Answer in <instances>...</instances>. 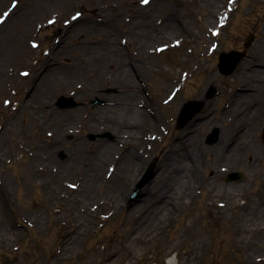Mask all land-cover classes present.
I'll return each instance as SVG.
<instances>
[{"label":"rangeland","instance_id":"1","mask_svg":"<svg viewBox=\"0 0 264 264\" xmlns=\"http://www.w3.org/2000/svg\"><path fill=\"white\" fill-rule=\"evenodd\" d=\"M140 1L0 0V264H105L111 253L114 264H167L172 259L175 264H264L256 261L264 256V152L253 144L255 127L258 131L264 125V106L249 113L248 135L243 138L240 131L246 122L241 116L242 102H249L251 107L255 99L238 93L247 89L241 82L247 81V71L264 66V0H229L228 24L221 27L225 22L219 21L216 28L205 23L208 13L202 0H155L148 7ZM225 3L220 5L222 9L227 7ZM14 4L15 11L4 21L1 14ZM94 10L99 15L95 16ZM50 12L65 15L68 22L63 32L59 31L62 22L56 25L47 21ZM27 14L32 19L28 27L20 20ZM179 24L190 31L183 34V42L174 28ZM146 27L158 36V44L172 38L178 46L159 48L148 56L147 69L138 73L140 80L131 75L140 95L133 106L147 109L146 113L150 111L156 119L150 120V139L135 145L141 156L140 166L119 176L124 189L117 200L119 206L104 207L77 195L63 182L73 181L76 173H69L67 167H74L75 155L86 156L82 166L88 163V167L87 158L93 161L104 142H114L112 132L101 123L99 110L108 106L105 99L121 93L124 87L73 72L66 60L98 66L103 42L110 40L130 57L127 65L135 59L139 62L141 53L150 46L139 40ZM218 31L221 33L217 36ZM29 35L34 38L33 47L23 53ZM250 35H254V42L247 59L234 75H221L219 55L243 51ZM259 70L264 73V69ZM78 85L100 92L80 95L76 92L82 90ZM172 87L174 91L168 96L166 88ZM212 89L217 95L209 99ZM61 96L72 98L77 106L59 109L56 103ZM189 100L203 101L205 108L181 129L177 118ZM115 101L125 103V97L121 95ZM111 105V115L123 116L139 128L138 134L141 132L144 125L137 124L134 114ZM69 112L77 114L71 124L65 116ZM60 117L66 121L63 127L56 125L55 119ZM215 126L221 130L222 141L229 136L238 141L239 162L217 161L216 154L226 151L219 144H206ZM41 127L52 132L53 138L39 135ZM188 134L190 137L184 140ZM91 135L97 139L92 140ZM232 143L227 141V147ZM174 145L180 146L179 153L171 154L168 151ZM119 152L118 143L111 156L117 157ZM30 153H37L36 157L32 159ZM155 158L162 170L165 165L176 168L175 174L171 170L174 175L167 187L160 186L162 194L176 198L181 180L191 173L192 196L176 198L177 211L173 214H134L135 206L145 197L142 191L134 198L136 186ZM49 167L56 171L53 180L49 174H41ZM238 171L246 178L225 181L229 173ZM160 182L157 175L148 186ZM103 193L99 190L98 197ZM219 196V201L212 198ZM74 197L78 203L72 206ZM94 204L91 216L81 211L82 205ZM81 217L94 218V222L87 231L80 226L85 233L78 237L75 249L65 258L57 257L60 244ZM140 227H147V231L140 233ZM245 230L248 232L243 233ZM245 240L249 246L243 243Z\"/></svg>","mask_w":264,"mask_h":264},{"label":"bare ground","instance_id":"2","mask_svg":"<svg viewBox=\"0 0 264 264\" xmlns=\"http://www.w3.org/2000/svg\"><path fill=\"white\" fill-rule=\"evenodd\" d=\"M61 1H64V0H57V2H61ZM154 1L155 0H151L145 6L148 7L152 5ZM202 2L204 3V6L207 9V13H208L205 16V23L210 24L211 28L218 27V22L221 19H224L225 21L228 20V15L231 10V8L229 7V3H230L229 0H226L225 5H227V7H224L223 9H222V6L225 0H202ZM142 3H143V0L140 1V5ZM221 4L222 6L220 7ZM159 5H160V2L157 4V6ZM116 9H118V7ZM14 11H15V7H10L6 11H3L1 15L3 16L4 21H7L11 17ZM5 13H7V15H5ZM93 14L95 16L99 15L97 14L96 10H94ZM49 15L50 16L47 21L50 24L59 25L61 22L63 23L64 26H60V29H59L60 32H63V28L66 27L65 25L68 22L65 19V15L60 14V13H51V12L49 13ZM23 17L24 18L22 19L21 17L20 20L25 22L26 26L28 27L32 19L30 18L29 14H27V16L24 15ZM68 26H70V23H68ZM174 28H176V30L178 29L177 31L180 32L177 38L178 39L180 38L181 41L183 42L184 40L182 38L183 34L185 33L188 34V32L190 31H188L187 28L184 27V25H180V24L178 26L174 25ZM145 30L146 31H144L143 33L141 32L140 34L141 36L139 37V40L140 42L146 41L147 45H150V46L148 47L149 49L146 53H141L142 58L141 60H139V62L135 59V63L130 62V65H127L126 63L130 59V57L128 58L127 56H124V51L117 44L113 43L110 40L109 42L107 41L106 43L103 42L104 44L103 53H101L98 57V60H99L98 66L97 64H94V66L80 64L78 59L66 60L67 61L66 64L70 66L73 72H80V74L90 75V77L93 80H97V79H99L100 81L111 80V82H113L114 85L122 84V86L124 87L121 89V93H118L115 96H111L105 99V101H107L108 103V106L104 108L102 111L99 110L100 119L103 120L101 123H104L105 126L112 132L114 136V142L113 143L104 142L102 149L95 156L93 161L87 158L86 162L90 163L88 167H87L88 163H85V166H82L83 162L85 161L86 156L84 155L80 156V154L75 155L73 158L74 167L72 168L70 165L69 167H67L68 169H70L68 171L69 173L71 174L76 173L75 176H73L72 178L73 181L63 182L64 186L75 191L77 195L82 194L87 199H91V200L94 199L97 201L96 204L103 205L104 207L108 206L111 208H117V204L119 206V203H117V200L121 199L123 195V190H124L121 184H119L120 182L119 180H121L119 176H121V174L124 173L125 171L130 170V168H135L137 166H140L139 164L141 163V156L138 155V150L135 145H138L140 143H145V141L147 142L150 139L151 134L149 135V133H150V127L152 126V124L150 123V120L152 119L153 121H155L156 119V116L152 114L150 111L146 113L147 109L141 111L137 109L136 106H133V102H135V100L140 95L138 96L139 89L136 87L135 83L132 81L133 76L131 75H133L132 73H134V75H136L138 79L140 80L138 73L147 69V66L145 64V59H147L148 56L153 54L154 51L156 52L159 48H162L163 50L177 48V44L174 43L176 39L168 38L167 42L158 44V41H157L158 36L152 32V29L146 27ZM33 41H34V38L31 35H29L27 44L23 47V50H22L23 53H29V51L32 50ZM154 47L155 49L152 50ZM90 67L91 69H89ZM129 67H131V70L129 69ZM49 71H51V69L47 70V72ZM247 72L249 74L247 81L242 80L241 82L246 84V86L250 84V87L252 85L254 87V82L256 78L262 72H260V70L257 67H253L252 69H249ZM28 75L29 74H27L26 76ZM48 77L50 79L51 76L48 75ZM213 79L214 77L208 80L207 84L210 85ZM131 83L133 85H131ZM77 87L79 89H82V90H76V92H79L80 95L93 94V93L97 94L100 92L99 89L87 90L88 87L85 86V88H83L82 85L81 86L78 85ZM173 91H174V87H172L170 90L169 88H166V92H168L167 93L168 96H170L173 93ZM121 95L125 97V103L122 101L121 104H116L115 98L120 97ZM111 103H114L115 105V107L113 106V108L121 106L122 108L125 109V111L126 110L129 111L128 113H130L131 115L134 114L135 118L137 119L136 120L137 124H139L138 122H141V124L144 125V127L141 130V132L144 130L142 132L144 134H142L141 132L138 134L137 131L139 128L133 127L134 125L126 121L123 118V116L117 117V115L116 116L111 115L110 114L111 112L110 108H112ZM44 104H45L44 105L45 107L50 109V105L48 103H44ZM248 105L249 104L246 101L243 104V106H248ZM141 108H145V107L141 106ZM75 115L77 116V114L73 112H69V114H65V116L68 117V118L66 117L68 119V122H67L68 124H71L75 121L76 119ZM152 115H153V118L150 117ZM238 117H239V113L237 114V119ZM64 119L65 118L63 117L55 119L57 123L56 125L58 127H63L66 124V121ZM94 119L95 121H97L98 117ZM200 122L202 123L203 120H201ZM239 123L240 122L235 124V127H238ZM129 124L131 126H129ZM123 129H126V130L123 131ZM243 129L244 127L242 126L241 134H242ZM45 134H47V137H51V138H53L54 136L52 132L46 131L44 127H41L39 135L44 136ZM188 137H190L189 134L188 136H185L184 140L187 139ZM227 141L233 142V143L231 145L229 144L227 147V144H226ZM118 143H119V146L122 152H119L118 156L117 157L114 156L113 158L111 156V152L113 149L118 148ZM218 144L221 145L222 151H226V152L223 154L221 153L219 154L216 152L217 161H226V162L236 163V162H239V160H241V158L238 157V153H239L238 141L232 139V137L229 136L225 142L222 141V138H220ZM179 149H180V146L174 145L172 146V149L169 150L168 152H170L171 154L179 153ZM36 154L37 153H30L29 155L32 159H34L36 157ZM4 158H7V156L4 155ZM160 167H161V164L159 166V169ZM172 169H173V173L175 174L176 168L172 167V165H169V166L165 165L163 168L164 171L160 169V172L158 174V178L161 179V182L159 184H155V185L153 184V186L151 185L143 189L142 193L143 195L145 194V197L141 199V203L135 206V210L132 211L134 214H138V213L142 214L144 213V211H146L145 213L147 214L150 213L151 215L152 214L155 215L158 213H160V215H164L165 213L173 214L174 212L177 211L176 200H175L176 198L177 200H182L184 197H187V195L188 197L192 196V194L190 193L192 190V184H193V182L191 181L192 180L191 173L189 174L190 175L189 177H186V178L184 177L185 179L181 180L182 182L180 181L181 186H180L179 193L175 195L176 198L165 196L164 193L162 194V188L160 186L163 185L164 187H167L168 182L173 179L174 174L171 175ZM188 170L191 172L192 167L190 168L189 166ZM42 173L49 174L51 176V180H53L56 171L54 169H51V167H49V169L47 168L42 169L41 174ZM57 184L59 185V183ZM101 189L104 190V193L102 195L100 194L101 196L98 197L99 196L98 191ZM172 190H174V188ZM212 198L215 201H219L218 199L220 198V196L212 197ZM161 201H163L162 204H160ZM77 203H78V200L76 199V197H74V200L73 201L71 200V205L75 206ZM96 204L91 205L90 207L87 205L86 207L82 205L83 207H81L82 208L81 211L88 214V216H91L92 214L90 213H92V207H94ZM221 207H224V206L221 205ZM75 217L80 218L79 216H75ZM91 221L94 222V218L84 219L81 217L80 220H77L73 224L74 230L70 231V235H68L66 239H64V241L60 244L59 250L56 255L57 257L65 258V256H67L69 252L71 253L75 249V244L79 242L78 237L85 233L83 229H86L87 231V229L90 227L89 225ZM80 226L81 227L83 226L82 227L83 229L80 230ZM138 230L140 231V233H143L147 231V227H140V229ZM247 232L248 230L243 231V233H247ZM243 243H245V245L247 246L250 245V243L247 242L246 240ZM243 243L241 244L243 245ZM112 256L113 254L111 253L108 257H106L105 264H108V262H110L109 264H114L111 261ZM263 257L264 256H261V257L258 256V258H256V261L259 263H263L264 262ZM167 264H175V260L174 259L169 260Z\"/></svg>","mask_w":264,"mask_h":264},{"label":"water","instance_id":"3","mask_svg":"<svg viewBox=\"0 0 264 264\" xmlns=\"http://www.w3.org/2000/svg\"><path fill=\"white\" fill-rule=\"evenodd\" d=\"M253 41V37H250L245 47L248 48ZM244 53L241 52H231L230 54L224 53L221 56V62H220V70L225 75H231L235 69L237 68L238 64L241 62V60L244 58ZM58 107L60 109H67V108H73L76 107V103L72 99H66L64 97H61L57 103ZM202 108V105L195 104V103H188L184 109V114L182 116V119L180 120V124L184 125L186 124L191 118H193L198 112H200ZM180 125V126H181ZM219 131L216 130L213 135L210 136V144L214 143L218 138ZM92 139H96L95 136L91 137ZM158 169L156 168V161L151 164L150 168L148 169L147 173L141 180V182L138 185L137 193L138 194L142 188H144L147 184H149L157 175Z\"/></svg>","mask_w":264,"mask_h":264},{"label":"flooded vegetation","instance_id":"4","mask_svg":"<svg viewBox=\"0 0 264 264\" xmlns=\"http://www.w3.org/2000/svg\"><path fill=\"white\" fill-rule=\"evenodd\" d=\"M263 68H264V66H263ZM263 78L262 77L257 78L254 82V87L252 85L248 89H240V92L242 94L249 95V96L251 95V97L255 99V101L251 107H250V103L247 101L246 102L249 104L248 106H243L245 101L242 104V111L243 110L244 111H243L241 116H244V121L246 122L245 124L243 123L244 129L242 131V134L240 133L241 137L243 135V138L248 135V131H247L248 129H247L246 125H247L248 121H251L249 118L250 117L249 113L252 114L256 110L257 107H258V109H260L261 106H264V80L262 81ZM259 79H261V80H259ZM261 111H263V113H264V108ZM255 130H256V132L254 134L256 136V139L254 141L252 140L254 142L253 143L254 147L256 149H258L259 151L261 150L262 152H264V125L262 128L258 129V131L255 127ZM248 140H250V139H248ZM246 142L248 143V141H246ZM248 145H245V146H248Z\"/></svg>","mask_w":264,"mask_h":264},{"label":"snow or ice","instance_id":"5","mask_svg":"<svg viewBox=\"0 0 264 264\" xmlns=\"http://www.w3.org/2000/svg\"><path fill=\"white\" fill-rule=\"evenodd\" d=\"M149 2V0H144V3H148ZM13 7H15V4L13 5ZM5 15H7V13H5ZM0 23H2V21H0Z\"/></svg>","mask_w":264,"mask_h":264}]
</instances>
